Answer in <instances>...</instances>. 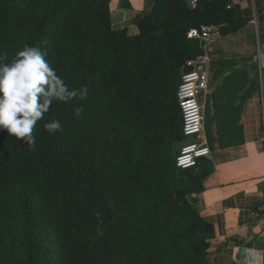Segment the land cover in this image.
<instances>
[{
  "label": "trees",
  "instance_id": "16d2710c",
  "mask_svg": "<svg viewBox=\"0 0 264 264\" xmlns=\"http://www.w3.org/2000/svg\"><path fill=\"white\" fill-rule=\"evenodd\" d=\"M227 4L153 0L129 35L112 27L109 0H0V52L10 60L37 46L69 88H88L85 100L53 104L35 146L0 131V264H204L213 229L189 196L211 163L175 165L176 92L182 67L204 52L187 31L244 24ZM246 85L244 97L258 79L240 69L225 76L216 107ZM54 119L63 131L50 135L44 123Z\"/></svg>",
  "mask_w": 264,
  "mask_h": 264
},
{
  "label": "crops",
  "instance_id": "0c3cea01",
  "mask_svg": "<svg viewBox=\"0 0 264 264\" xmlns=\"http://www.w3.org/2000/svg\"><path fill=\"white\" fill-rule=\"evenodd\" d=\"M152 4L153 0H109L112 27L137 34L136 17L149 12ZM227 9L244 24L236 31L220 32L202 47L211 86L204 96L211 170L201 179L202 189L189 199L213 229L204 264H264V0H228ZM237 69L249 80L255 76L259 88L245 97L247 85L237 95H224L217 108L214 89ZM234 125L238 139L221 145L220 137ZM240 249L245 256L239 255Z\"/></svg>",
  "mask_w": 264,
  "mask_h": 264
},
{
  "label": "clouds",
  "instance_id": "9594fccd",
  "mask_svg": "<svg viewBox=\"0 0 264 264\" xmlns=\"http://www.w3.org/2000/svg\"><path fill=\"white\" fill-rule=\"evenodd\" d=\"M46 52L37 46L24 45L9 60L6 52H0V131L35 146L33 131L43 120L54 103L85 100L87 86L69 88L51 62ZM82 107L74 109L80 118ZM44 129L53 135L62 132L59 119L44 123Z\"/></svg>",
  "mask_w": 264,
  "mask_h": 264
},
{
  "label": "built area",
  "instance_id": "2783aa9c",
  "mask_svg": "<svg viewBox=\"0 0 264 264\" xmlns=\"http://www.w3.org/2000/svg\"><path fill=\"white\" fill-rule=\"evenodd\" d=\"M196 0H189L193 5ZM220 31L216 25L201 24L191 27L187 31L188 38H196L199 41L209 43L213 41ZM204 55H199L188 60L186 66L194 67L197 63H206ZM210 75L208 70L192 69L181 75L177 87V101L181 113L182 140L177 144L174 154V162L179 169H188L199 164L201 159L208 158L211 149L204 135V96L210 93ZM202 99L199 100V94Z\"/></svg>",
  "mask_w": 264,
  "mask_h": 264
},
{
  "label": "water",
  "instance_id": "95a60500",
  "mask_svg": "<svg viewBox=\"0 0 264 264\" xmlns=\"http://www.w3.org/2000/svg\"><path fill=\"white\" fill-rule=\"evenodd\" d=\"M203 45H204V42L201 41V42H200V47H203ZM192 69H196V70H204V69H205V64H204V63H197L194 67L184 65V66L182 67L181 72H182L183 74H186V73L190 72ZM201 99H202V94L200 93V94H199V100H201ZM245 254H246V253H245V250H244V249H240V251H239V255H240V256H245Z\"/></svg>",
  "mask_w": 264,
  "mask_h": 264
},
{
  "label": "rangeland",
  "instance_id": "374dc122",
  "mask_svg": "<svg viewBox=\"0 0 264 264\" xmlns=\"http://www.w3.org/2000/svg\"><path fill=\"white\" fill-rule=\"evenodd\" d=\"M129 27H130L132 30L134 29V26H133V25H130Z\"/></svg>",
  "mask_w": 264,
  "mask_h": 264
}]
</instances>
